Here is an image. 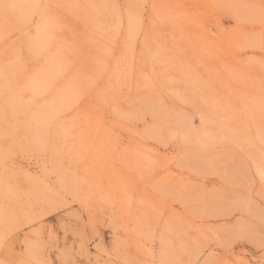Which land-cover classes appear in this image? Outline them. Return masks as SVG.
<instances>
[{
    "label": "rangeland",
    "instance_id": "1",
    "mask_svg": "<svg viewBox=\"0 0 264 264\" xmlns=\"http://www.w3.org/2000/svg\"><path fill=\"white\" fill-rule=\"evenodd\" d=\"M0 264H264V0H0Z\"/></svg>",
    "mask_w": 264,
    "mask_h": 264
}]
</instances>
